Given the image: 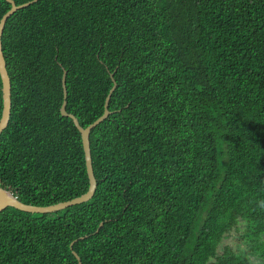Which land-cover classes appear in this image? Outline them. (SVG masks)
Segmentation results:
<instances>
[{"label": "trees", "instance_id": "16d2710c", "mask_svg": "<svg viewBox=\"0 0 264 264\" xmlns=\"http://www.w3.org/2000/svg\"><path fill=\"white\" fill-rule=\"evenodd\" d=\"M9 8L0 0V18ZM1 44L0 186L24 203L89 185L80 132L60 113L63 71L83 127L110 73L116 87L89 133L93 196L2 209L0 264H78L73 250L81 264H245L217 247L239 219L264 233V0H37L6 19Z\"/></svg>", "mask_w": 264, "mask_h": 264}, {"label": "water", "instance_id": "95a60500", "mask_svg": "<svg viewBox=\"0 0 264 264\" xmlns=\"http://www.w3.org/2000/svg\"><path fill=\"white\" fill-rule=\"evenodd\" d=\"M6 1L10 3V8L0 18V78H1V83H2V86H1L2 111H1V116H0V133L5 129V127L8 124L9 117H10V108H11V91H10L11 84H10V78H9V75L6 69V62L3 56L2 44H1V35L3 31V27H4L6 19L12 13H14L17 9L30 5L31 3L37 0H29L21 4H16L14 0H6ZM110 77L112 79V86L109 89L105 97L104 109H103L102 114L99 117H97L93 122L83 127L79 124L77 118L73 114L66 111L67 90L65 86V71H63V75H62L63 101L60 106V113L63 116L71 118L75 127L80 132L83 151H84L85 168H86V173H87L88 182H89L87 190L83 194L73 197L71 199L65 200V201H60V202L49 204V205H34V204H28V203H24L20 201L9 190L3 189L0 186V211L8 206H11L16 209L30 212V213H48V212H54V211L64 209L74 204L85 202L93 196L96 190L97 182H96L94 172H93V167H92L89 133L93 127H95L100 122H102L112 112L108 109V101L110 99L111 93L114 91L116 87V80L114 79L112 73H110ZM101 224L102 222L100 223V225ZM96 231H98V228L96 229ZM72 253L77 259L78 264H81L78 254L74 250L72 251Z\"/></svg>", "mask_w": 264, "mask_h": 264}, {"label": "rangeland", "instance_id": "374dc122", "mask_svg": "<svg viewBox=\"0 0 264 264\" xmlns=\"http://www.w3.org/2000/svg\"><path fill=\"white\" fill-rule=\"evenodd\" d=\"M262 243H264V233L258 237L250 235L245 221L239 219L234 227L225 232L217 247V253L221 254L225 249H229L239 255L245 264H264V258L257 248ZM213 262L214 258L210 264Z\"/></svg>", "mask_w": 264, "mask_h": 264}]
</instances>
